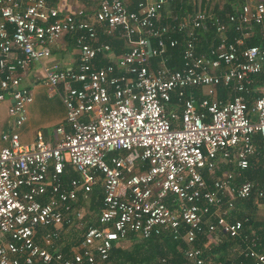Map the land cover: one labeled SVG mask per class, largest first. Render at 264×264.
Returning <instances> with one entry per match:
<instances>
[{
    "label": "built area",
    "instance_id": "1",
    "mask_svg": "<svg viewBox=\"0 0 264 264\" xmlns=\"http://www.w3.org/2000/svg\"><path fill=\"white\" fill-rule=\"evenodd\" d=\"M205 1L161 23L167 0H137L133 10L100 0L65 14L48 0H0V106L9 96L11 120L0 132V264H106L128 234L170 238L182 264H221L212 250L228 239L229 264H264L255 229L238 216L255 190L264 231V178L255 188L243 177L256 164L254 136L264 169V47H244L253 28L264 33V0L234 1L223 16ZM208 30L216 43L198 52ZM64 35L78 50L75 67L51 63L40 80L64 122L54 141L37 130L22 143L32 95L20 81ZM108 40L124 51L114 54ZM175 47L178 69L167 66ZM96 186L101 208L82 230L81 204ZM70 227L80 234L65 254L54 246Z\"/></svg>",
    "mask_w": 264,
    "mask_h": 264
},
{
    "label": "trees",
    "instance_id": "2",
    "mask_svg": "<svg viewBox=\"0 0 264 264\" xmlns=\"http://www.w3.org/2000/svg\"><path fill=\"white\" fill-rule=\"evenodd\" d=\"M235 2H241L242 0H219V5H213L215 7L216 13L220 15H224L230 9V5L234 4ZM214 0H209V3H213ZM218 3V2H217ZM251 36L244 41V47L248 46H262L264 47V43L260 40V31L257 27L251 30ZM226 38L228 42H232L233 38L238 37V33L233 30L232 27H229L226 31ZM71 37V36H70ZM105 38L100 37L99 41H105ZM111 47L115 50V54H119L120 52L124 51L122 48V41L114 40L109 41ZM216 43L215 36L212 30H208L204 33L202 37L201 46L198 48V52L205 51L210 45ZM115 44V45H114ZM119 48V49H118ZM180 47H175L172 49H168L167 55V66L170 68L178 69L180 66V59H179V51ZM105 62L103 60L100 61V65H104ZM99 65V63H98ZM258 79L262 82L264 81V68L262 72L258 75ZM192 94L196 101L203 98V95L199 92V90L192 91ZM218 95L220 98L224 97V91L222 88L218 89ZM250 101V100H249ZM251 105V102L248 103ZM261 145L262 142L258 136H254V147H255V159L256 164L252 170L243 172V177L245 179L254 180L257 184L255 188H259L261 185V181L264 178V169L262 165V155H261ZM254 158V157H253ZM250 161H253L251 159ZM66 178H75L76 174L73 172H68V175L65 176ZM254 197H255V190H252L251 195L247 201H244L243 205L244 208L241 213L238 214L239 218L246 217L248 219V224L251 228L255 229L256 235L259 238L257 250L264 249V231L261 230V224L256 222L253 217L254 213ZM101 194L100 189L96 186L91 194L89 200L88 208L91 210L89 211V215L83 217L82 221V230H84L87 226L93 224V216L92 214H97L99 209L101 208ZM237 217V216H236ZM238 218V217H237ZM79 238V236H78ZM129 243V246H122L116 245L113 246L109 252L108 260L106 264H161L159 259L160 258H167L170 256V259L167 260V264H182L183 259L176 251V243L172 241L170 238H153L149 240H138L132 234H128L126 238L122 241V243ZM75 241L72 242L73 245ZM235 243V240H226L217 248L212 250L214 255L216 254L218 260L221 264H229L228 253ZM69 248V247H68ZM22 264V263H20ZM209 264V263H208ZM212 264V263H210ZM249 264V263H248Z\"/></svg>",
    "mask_w": 264,
    "mask_h": 264
},
{
    "label": "crops",
    "instance_id": "3",
    "mask_svg": "<svg viewBox=\"0 0 264 264\" xmlns=\"http://www.w3.org/2000/svg\"><path fill=\"white\" fill-rule=\"evenodd\" d=\"M99 1L100 0H48V4L50 6L57 7L60 14H65L78 9L90 11L96 8V5ZM121 1L124 3L128 10H133L135 2L137 0ZM202 6L205 9L211 7L210 3L207 1L202 2ZM193 8L194 5L192 0H167L166 4H164L158 14V19L162 23L167 20V18L171 15L183 16L185 14H190ZM212 9L215 10V7L212 6ZM259 35L260 40L262 41V43H264V33H260ZM114 47H111L113 53L115 52ZM77 56L78 50L74 47L72 38L68 35H64L56 44L50 47V56L48 58L41 59L36 62H31L24 71V74L20 81V86L23 89L30 91L32 95V102L26 107L25 123L17 130L20 142H30L33 138L34 132L37 130H42L46 132L47 136L53 138L54 141L55 137L53 136V131L51 133H48V128L46 127L45 122L46 120L53 122L54 125L52 128L54 129L56 126L63 124L65 112L62 104L59 100H57L58 97L56 95L50 94V91L48 90L46 97H43V95L41 94L42 89L46 90V88H44L40 84V80L42 77V69L51 63H58L63 68L67 69L74 68L77 62ZM199 92L201 93V90ZM9 102L10 101L8 96L7 99L0 106V132L5 131L7 129H11V122L9 123L10 125L7 128L4 125V121L6 118L5 110ZM58 105L62 106V111H60L59 109H54V107H57ZM251 181L254 182V180ZM243 203H241V211L244 208ZM82 205L83 204H81V207ZM254 208V220L260 224L263 219L262 212L257 206H254ZM257 211L260 213L259 216H257ZM92 216L94 220V214H92ZM71 244L65 245L62 249H60V251L62 253L67 254L68 247H70ZM54 249L57 248L54 246Z\"/></svg>",
    "mask_w": 264,
    "mask_h": 264
},
{
    "label": "rangeland",
    "instance_id": "4",
    "mask_svg": "<svg viewBox=\"0 0 264 264\" xmlns=\"http://www.w3.org/2000/svg\"><path fill=\"white\" fill-rule=\"evenodd\" d=\"M217 6V5H219V2L218 3H215V2H213L212 4L210 3V8H207L210 12H212V13H215V11L216 10H213L212 9V6ZM41 94L43 95V97H46L47 96V89L45 90V89H42V92H41ZM57 99V98H56ZM57 100H59V99H57ZM54 109L56 110H60V111H62V106H60V105H58L57 107L55 106L54 107ZM11 122V120H10V118H8L7 116H6V118H5V121H4V125L6 126V128L7 127H9V125L11 124L10 123ZM10 123V124H9ZM45 125H46V127L48 128L47 129V131H48V133H51L53 130V122H51V121H48V120H46V122H45ZM90 204H83L82 205V214H83V216L85 217L86 215H89V211H91L89 208H88V206H89ZM259 212L257 211V216H259ZM90 216V215H89ZM83 225V224H82ZM82 225L80 226V227H82ZM79 234H80V231L77 229V228H75V227H70V228H63L61 231H60V236H59V240H58V242L55 244V247L58 249V250H60V249H62L65 245H67V244H71L73 241H75L76 242V240H77V238H78V236H79ZM122 244V246H124V247H126V246H129V243L127 242V243H122V242H120V245Z\"/></svg>",
    "mask_w": 264,
    "mask_h": 264
}]
</instances>
